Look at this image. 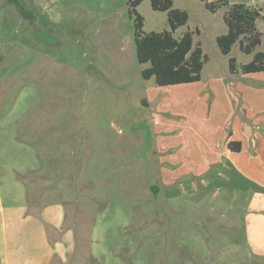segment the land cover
Masks as SVG:
<instances>
[{
  "label": "rangeland",
  "instance_id": "obj_1",
  "mask_svg": "<svg viewBox=\"0 0 264 264\" xmlns=\"http://www.w3.org/2000/svg\"><path fill=\"white\" fill-rule=\"evenodd\" d=\"M173 1L189 15L175 37L192 31L208 59L206 88L232 77L230 58L238 69L253 59L239 43L220 52L226 8ZM234 2L260 11L264 33V0ZM137 12L144 34L170 30L151 0ZM147 66L129 0H0L3 194L18 188L63 206L76 243L69 264H264L248 247L242 200L181 181L198 170L186 155L195 135L205 137L190 102L199 84L157 87L141 75Z\"/></svg>",
  "mask_w": 264,
  "mask_h": 264
},
{
  "label": "crops",
  "instance_id": "obj_2",
  "mask_svg": "<svg viewBox=\"0 0 264 264\" xmlns=\"http://www.w3.org/2000/svg\"><path fill=\"white\" fill-rule=\"evenodd\" d=\"M231 75L211 80L208 88L202 80L188 84H199L190 102L205 137L197 132L191 145L196 153L186 154L198 170L184 171L180 180L195 181L198 193L225 191L242 200L248 247L264 258V72ZM233 143L239 151L230 149ZM180 163L175 166L186 165ZM8 195L0 188V264H69L76 243L63 206L18 188Z\"/></svg>",
  "mask_w": 264,
  "mask_h": 264
},
{
  "label": "trees",
  "instance_id": "obj_3",
  "mask_svg": "<svg viewBox=\"0 0 264 264\" xmlns=\"http://www.w3.org/2000/svg\"><path fill=\"white\" fill-rule=\"evenodd\" d=\"M201 1L211 13H216L223 7L227 9L224 14L227 33L217 38V45L223 55H229L236 43H239L243 53L247 55L254 53L253 59L240 69L237 68L236 60L230 58L231 74L264 72V52H255L261 45L264 35L258 28L260 11L235 3L234 0ZM141 2L142 0H129V14L133 20L137 60L141 65H148L141 72L143 79L153 80L160 88L200 82L204 64L208 59L199 45L194 46V33L188 30L175 37V32L187 26L189 22L187 11L174 8L173 0H151L153 11L167 13L170 30L144 34V19L137 12ZM21 13L24 14L22 11ZM196 32L199 34V30ZM229 147L234 152L240 150L237 143L230 144ZM154 191L157 192L155 189Z\"/></svg>",
  "mask_w": 264,
  "mask_h": 264
}]
</instances>
